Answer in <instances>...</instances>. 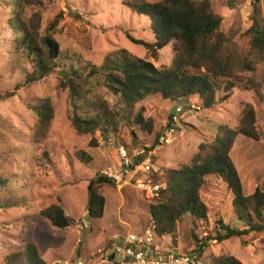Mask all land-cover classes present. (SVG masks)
I'll return each instance as SVG.
<instances>
[{
  "label": "rangeland",
  "instance_id": "374dc122",
  "mask_svg": "<svg viewBox=\"0 0 264 264\" xmlns=\"http://www.w3.org/2000/svg\"><path fill=\"white\" fill-rule=\"evenodd\" d=\"M210 1L214 11L223 17L221 31L231 45L244 49L247 44L244 32L251 25L249 16L254 0ZM43 3L44 6L37 9L42 13L43 26L62 15L55 33L62 51H71L97 66L102 64L107 53L118 49H126L136 57L152 62L158 69L172 64L171 45L159 51L158 59H153L143 46L130 41L129 36L153 43L154 36L150 21L126 8L123 0H43ZM10 13V6L0 3V264H6L5 259L16 253H21L22 257L15 264H28L25 248L30 243L36 245L47 264L78 259L85 264H121L120 255L98 263L92 258L110 244L114 247L118 237L120 240L127 233L140 232L151 226L149 206L153 196L143 189L120 188L105 182L100 186V193L106 198L105 212L103 217L93 218L88 214L90 185L106 165L117 163L116 149L121 139L133 150L151 146L157 135L171 123V113L177 107L185 108L179 132L172 144L160 148L151 160L160 174L169 168L191 164L200 144L212 143L218 125L236 128L244 103L254 104L261 137L255 141L242 135L238 141L253 156L255 153L259 156L264 150V100L258 99L251 90H245L248 78H244L246 84L237 85L228 99L223 91H219L217 102L210 110L201 108L198 97L177 102L149 96L139 102L136 109H143L146 118L154 119V134L138 133L134 128L138 144L132 146V128L121 122L118 137L111 135L106 141L97 133L98 146L92 147L91 138L79 135L71 125L72 93L62 87V79L66 78L69 67L66 60L44 80L20 86L26 74L31 72V66L13 49V35L7 22ZM259 13L264 17V0H261ZM62 73H65L64 77ZM253 78L262 83L260 90L264 96V63L258 66ZM38 98H50L56 108L49 136L40 143L32 139L34 115L26 107ZM108 99L110 105L116 104L113 96L109 95ZM191 103L196 104L199 111H190ZM240 150L241 147L234 154L238 155ZM81 151L92 157L90 163L80 161ZM210 181L211 185L201 193L209 208L210 224L198 221L196 230L187 216L179 225L180 232L179 229L176 232L177 244L174 246L172 238L165 236L163 240H156L160 247L165 245L172 251L179 248L182 253L191 255L196 247L191 233L196 231L205 237L220 218L225 219V224L232 227L239 224L238 229H242V222L234 214V196L223 181L216 177ZM10 199L19 205L3 209L2 204ZM53 205L64 208L73 221L71 227L56 228L40 216L41 211ZM108 252L112 255L114 249ZM222 255L235 257L242 264H264V231L223 243L213 241L201 262L210 264L213 257Z\"/></svg>",
  "mask_w": 264,
  "mask_h": 264
},
{
  "label": "trees",
  "instance_id": "16d2710c",
  "mask_svg": "<svg viewBox=\"0 0 264 264\" xmlns=\"http://www.w3.org/2000/svg\"><path fill=\"white\" fill-rule=\"evenodd\" d=\"M4 1L0 3L8 4L11 8L7 22L13 35L15 54L23 57L31 66V72L26 74L20 86L44 80L57 70L59 63L66 60L69 67L66 78L62 79V87L72 93L71 125L79 135L91 138L92 147L98 146L97 133L106 141L111 135L118 137L121 122H126L132 128V146L138 144L135 130L147 135L154 134V119L146 118L143 109H136V105L149 96L177 102L198 97L201 108L210 110L217 102L216 94L219 91H223L225 99H228L237 85L245 83L244 78H248L245 90H251L258 99L264 100L260 90L262 83L253 78L258 66L264 63V17L259 16L261 0L253 2V12L249 16L251 25L244 32L247 44L242 50L237 45H231L221 31L223 17L214 11L210 0H123L126 8L150 21L154 36L153 43L129 36L132 43L143 46L153 59L159 58V51L172 46V64L163 69H158L152 62L138 58L126 49L109 52L100 66L94 65L80 55L61 50L55 33L62 15L59 14L53 22L43 26L42 13L37 10L44 6L43 0ZM109 95L115 99L116 104L113 106L110 105ZM26 107L34 115L33 141L44 142L56 117L55 105L50 98H38L27 103ZM256 121L254 104L244 103L237 127L233 129L218 125L212 143L200 144L199 152L192 158L191 164H182L177 168L166 169L161 174L158 171L154 174L153 182L160 183L161 187L155 192L149 206V227L157 239L169 236L175 246L176 232L187 216L196 230L198 221L210 224L209 208L201 193L211 185L212 177L223 181L234 196V214L246 229L240 230L225 224V219H217L214 229H210L205 237L196 231L191 233L196 247L192 250V256L188 253L190 257L202 264L201 259L211 242L223 243L264 231V190L256 188L252 195L245 196L241 179L230 157L239 135L260 140L261 133ZM156 141L157 138L152 146ZM120 144L133 151L127 147L126 140L121 139ZM78 157L83 163L92 161V157L83 151ZM105 182L110 181L97 173V178L90 185V217L101 218L104 215L106 198L100 193V186ZM18 205V202L10 199L2 204V208L9 210ZM40 216L62 230L73 225L71 217L60 205L44 209ZM112 245L95 255L92 261L98 263L107 257L112 258L113 254L108 252L114 248ZM25 255L28 264H47L33 243L26 246ZM21 257V253H16L7 257L5 262L15 264ZM210 264L242 263L235 257L222 255L213 257Z\"/></svg>",
  "mask_w": 264,
  "mask_h": 264
},
{
  "label": "built area",
  "instance_id": "2783aa9c",
  "mask_svg": "<svg viewBox=\"0 0 264 264\" xmlns=\"http://www.w3.org/2000/svg\"><path fill=\"white\" fill-rule=\"evenodd\" d=\"M196 104L191 105V110H198ZM184 109L177 107L171 115V123L164 127L157 137L156 144L152 147H142L130 152L122 144L117 145V163L106 165L100 172V176L108 179L120 188L136 187L143 189L154 197L155 192L160 189V183L153 182V176L157 169L152 165V157L163 146L170 145L179 132L181 115ZM264 226V222H263ZM156 236L153 229L148 227L140 232L127 233L115 240L113 260L116 255L121 256V261L128 264H199L187 253L169 249H160L156 244ZM160 240V239H159ZM54 264H85L81 259L71 262H56Z\"/></svg>",
  "mask_w": 264,
  "mask_h": 264
},
{
  "label": "crops",
  "instance_id": "0c3cea01",
  "mask_svg": "<svg viewBox=\"0 0 264 264\" xmlns=\"http://www.w3.org/2000/svg\"><path fill=\"white\" fill-rule=\"evenodd\" d=\"M242 138V135H239L236 138L234 143L235 147L233 148V153L231 152L230 157L241 179L244 195L250 196L255 192L256 188H261L262 190H264V171H262V168L264 166V150L259 153V156H257L256 153L253 156L252 153H248V149L246 150L244 149V147H242V142H239ZM240 147L242 150L237 152L238 155L234 154V152L238 151ZM235 226L239 228V224ZM240 226L242 227V229L240 230L246 229V226L243 225V223L240 224ZM160 240H163V238ZM157 247H159L160 249H167L165 245L160 247L157 244ZM175 251L181 252L179 248H176ZM121 264L128 263L122 262Z\"/></svg>",
  "mask_w": 264,
  "mask_h": 264
},
{
  "label": "clouds",
  "instance_id": "9594fccd",
  "mask_svg": "<svg viewBox=\"0 0 264 264\" xmlns=\"http://www.w3.org/2000/svg\"><path fill=\"white\" fill-rule=\"evenodd\" d=\"M181 108H182V107H181ZM198 108H199V107H198ZM176 109H177V108H176ZM183 109L185 110V108H183ZM190 111H193V110H190ZM196 111H199V109H198V110H195V112H196ZM172 113H173V112H172ZM174 113H175V112H174ZM174 113H173V114H174ZM151 146H152V145H151ZM166 146H167V145H166ZM152 147H153V146H152Z\"/></svg>",
  "mask_w": 264,
  "mask_h": 264
},
{
  "label": "water",
  "instance_id": "95a60500",
  "mask_svg": "<svg viewBox=\"0 0 264 264\" xmlns=\"http://www.w3.org/2000/svg\"><path fill=\"white\" fill-rule=\"evenodd\" d=\"M61 76H63V77H64V76H65V73H62V74H61Z\"/></svg>",
  "mask_w": 264,
  "mask_h": 264
}]
</instances>
